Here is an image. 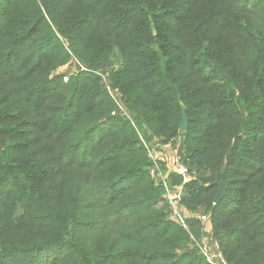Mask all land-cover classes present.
Segmentation results:
<instances>
[{
	"label": "trees",
	"instance_id": "16d2710c",
	"mask_svg": "<svg viewBox=\"0 0 264 264\" xmlns=\"http://www.w3.org/2000/svg\"><path fill=\"white\" fill-rule=\"evenodd\" d=\"M146 135L183 136L182 207L264 264V0H0V264H208Z\"/></svg>",
	"mask_w": 264,
	"mask_h": 264
},
{
	"label": "built area",
	"instance_id": "2783aa9c",
	"mask_svg": "<svg viewBox=\"0 0 264 264\" xmlns=\"http://www.w3.org/2000/svg\"><path fill=\"white\" fill-rule=\"evenodd\" d=\"M112 97L115 98V95L112 94ZM125 116L131 120L129 114L125 113ZM143 144L147 150L148 159L150 161V176L157 184L163 186L165 190L164 199L170 210V218L184 229H188V220L190 219H197L203 226L211 225L209 215L189 213L181 205L184 196V183H187L190 176L187 168L183 164V160L179 158L175 161V170L172 173L181 178L183 181L182 184H171L169 179L171 174L168 173L167 175L164 173L170 160L167 153L170 143L159 146L157 149L151 147L145 141H143ZM195 246L199 249V252L204 256L208 264H228L220 244L216 240L195 242Z\"/></svg>",
	"mask_w": 264,
	"mask_h": 264
},
{
	"label": "rangeland",
	"instance_id": "374dc122",
	"mask_svg": "<svg viewBox=\"0 0 264 264\" xmlns=\"http://www.w3.org/2000/svg\"><path fill=\"white\" fill-rule=\"evenodd\" d=\"M69 68H74V66L71 64L70 66H67L65 68H62L61 72H66L68 71ZM121 109L123 110L124 113H130L128 112L127 110H125V108L123 106H121ZM149 139H151L150 141H148V144L151 146V147H155L156 149L159 147V146H162L160 145L156 139L154 138H150L149 135H146ZM183 152H184V149H183V136L182 135H178L177 137H175L171 142H170V146L169 148L167 149V153H168V156H169V164L168 166L165 168V171L164 173H166L168 175L169 174H172L173 171L175 170V161L177 159H182L183 160ZM192 180V177L189 176V179L187 181V183ZM184 194H185V190H184ZM198 214L200 215H206L205 213V210L204 209H201L199 212H197ZM202 238L200 239L199 242H208V241H213L215 240L213 235H212V232H211V225H204V228H203V232H202ZM218 242V241H217ZM195 247V246H194Z\"/></svg>",
	"mask_w": 264,
	"mask_h": 264
},
{
	"label": "water",
	"instance_id": "95a60500",
	"mask_svg": "<svg viewBox=\"0 0 264 264\" xmlns=\"http://www.w3.org/2000/svg\"><path fill=\"white\" fill-rule=\"evenodd\" d=\"M180 129L182 131H187V129H188V117H187V114L185 112L183 113V119H182V122L180 125ZM225 169H226V165L222 168V172H224ZM214 185L218 187V193H217V196L214 200V203L218 204L225 197V195L227 193V187L223 182L220 181L219 175H217L215 177Z\"/></svg>",
	"mask_w": 264,
	"mask_h": 264
}]
</instances>
